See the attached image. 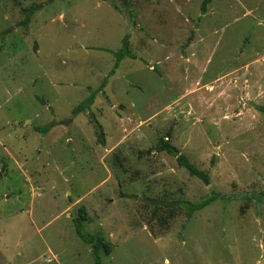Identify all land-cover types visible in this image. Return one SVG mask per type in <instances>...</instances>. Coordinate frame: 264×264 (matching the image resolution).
I'll use <instances>...</instances> for the list:
<instances>
[{
	"label": "rangeland",
	"instance_id": "374dc122",
	"mask_svg": "<svg viewBox=\"0 0 264 264\" xmlns=\"http://www.w3.org/2000/svg\"><path fill=\"white\" fill-rule=\"evenodd\" d=\"M204 1L0 0V264H96L80 208L101 264H264V0Z\"/></svg>",
	"mask_w": 264,
	"mask_h": 264
},
{
	"label": "trees",
	"instance_id": "16d2710c",
	"mask_svg": "<svg viewBox=\"0 0 264 264\" xmlns=\"http://www.w3.org/2000/svg\"><path fill=\"white\" fill-rule=\"evenodd\" d=\"M210 1L211 0L204 1L202 5V13L206 12L207 10L206 5ZM35 11H36L35 6L24 9L23 12L26 18L24 21H22L21 24L27 27ZM114 55L116 58L115 67H118L120 61L126 57L136 58V54L130 49V42H129L128 37L124 39L122 47L118 51L114 52ZM92 102H93V97L91 99H87L83 101L78 106L77 111L89 109ZM261 109L264 111V108H261ZM50 127L51 125H43V126H36L35 129L41 132H47L50 129ZM157 148L158 150L166 151L168 154L176 157V160L179 166L187 169L191 175H194L200 178L201 180H203L205 184L207 185L210 184V177H209L208 172L198 168L194 163H192L185 154L181 153L180 149H178L176 146H174L173 144L169 142V139H165L164 137L160 138L158 141ZM222 196L224 197V195H221V197ZM227 197L228 195L227 196L225 195V198ZM219 198H220L219 193L212 192L209 196H207L206 198H204L203 200L199 202L180 203L179 201H174V202L168 203V205L171 206L173 209L176 207L180 209L184 208L187 217H191L196 211L203 209L204 207L208 206L210 203H212L213 201ZM157 203L158 202H156V208H160V205H158ZM170 212H172V210ZM171 217H173L172 213H171ZM87 218L88 217L86 216L85 210L83 208H80L79 217L74 218L76 231H77V234H79L80 237L86 243L91 245L92 251L95 256L96 264H101L102 252L105 253L106 255H109L112 252V245L108 243L107 241H105L104 237L100 236L101 234L95 235V234H90V233L85 232L83 221L87 220ZM164 222H166V219H164Z\"/></svg>",
	"mask_w": 264,
	"mask_h": 264
}]
</instances>
